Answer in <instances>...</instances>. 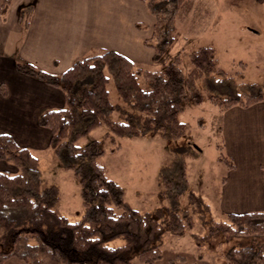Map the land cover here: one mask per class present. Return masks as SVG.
Wrapping results in <instances>:
<instances>
[{
    "label": "trees",
    "instance_id": "16d2710c",
    "mask_svg": "<svg viewBox=\"0 0 264 264\" xmlns=\"http://www.w3.org/2000/svg\"><path fill=\"white\" fill-rule=\"evenodd\" d=\"M139 1L155 18L152 34L144 44L152 49L159 70L139 68L111 51L79 60L60 76L17 63L19 72L60 88L64 95V106L44 111L37 122L50 131L48 147L60 168L76 180L82 213L75 221L59 214L56 209L61 191L57 185L43 183L38 158L7 135H0V161L15 169L0 171V227L4 230L0 264L10 259L25 264H131L134 259L152 264L162 259L163 228L183 235L193 226L191 215L181 208L182 196L191 190L186 161L189 152H174L158 169L160 195L167 204L162 210L167 216L163 226L156 216L133 208L123 188L107 176L101 161L105 143L112 146V152L119 149V140L151 133L167 142L185 138L190 125L181 116L187 106H200L205 93L220 113L264 101V84L236 85L226 77L211 46L179 51L165 62L175 45L177 15L188 0ZM183 57L190 65L188 72L182 70ZM110 81L118 101L130 105L139 118L122 108L119 111L125 115L124 121L113 119L116 107L109 99ZM228 89L231 92L222 96L221 91ZM101 126L107 130L102 141L79 146L82 137ZM218 160L229 169L235 166L225 155L220 154ZM211 232L260 239L257 248L228 250L223 264H264V211L225 214ZM115 241L122 243L114 246Z\"/></svg>",
    "mask_w": 264,
    "mask_h": 264
},
{
    "label": "rangeland",
    "instance_id": "374dc122",
    "mask_svg": "<svg viewBox=\"0 0 264 264\" xmlns=\"http://www.w3.org/2000/svg\"><path fill=\"white\" fill-rule=\"evenodd\" d=\"M176 22V45L165 62L171 53L176 54L181 48L190 52L200 46H211L219 66L226 71V77L236 85L264 84V3L253 0H188L181 6ZM213 29L223 34L218 37L212 35ZM183 58L182 70L188 72L190 65L186 57ZM154 67L151 65L150 69ZM140 84L145 87L142 79ZM108 90L109 99L116 107L113 119L124 121L125 115L119 111L122 108L140 117L130 105L118 101L112 81ZM229 92V89L221 91V95L226 96ZM204 95L200 106H187L181 116L190 125L185 138L167 142L151 133L144 138L119 140L121 147L112 152V146L105 143L106 151L101 161L106 166L107 176L123 188L126 200L133 208L141 214L156 216L163 226L167 216L162 210L167 204L160 195L158 169L171 159L174 152H189L186 161L191 190L182 196L181 208L191 215L193 226L183 235H173L167 227L163 228L160 237L163 257L152 264H223V255L231 248H257L260 244V239L252 236L226 237L219 232H211L227 214L221 194L228 167L218 160V156L227 157L228 150L223 147V116L207 101V94ZM200 122L202 126L198 125ZM106 131L104 126L92 130L78 141L79 146L92 140L102 141ZM36 154L43 183L58 185L61 190L57 212L70 221L78 220L82 207L75 178L60 168L50 148L40 149ZM3 234L0 227V236ZM121 243L115 241L112 245ZM131 264L142 263L134 259Z\"/></svg>",
    "mask_w": 264,
    "mask_h": 264
},
{
    "label": "crops",
    "instance_id": "0c3cea01",
    "mask_svg": "<svg viewBox=\"0 0 264 264\" xmlns=\"http://www.w3.org/2000/svg\"><path fill=\"white\" fill-rule=\"evenodd\" d=\"M154 24V16L139 0H0V135L38 158L36 151L48 150L50 139L38 116L64 106L60 88L22 74L17 63L60 76L79 60L111 51L139 68L157 71L160 65L144 44ZM217 30L212 35L223 34ZM151 65L156 67L150 69ZM221 114L223 147L227 157L236 161L223 178V209L227 214L262 212L264 101L248 108L234 106ZM0 171L15 169L0 161ZM19 262L10 259L6 264Z\"/></svg>",
    "mask_w": 264,
    "mask_h": 264
}]
</instances>
